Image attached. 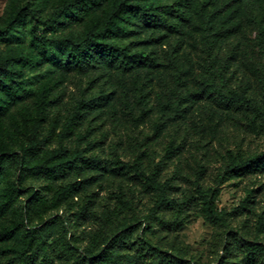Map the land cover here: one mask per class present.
Returning a JSON list of instances; mask_svg holds the SVG:
<instances>
[{
  "label": "rangeland",
  "instance_id": "1",
  "mask_svg": "<svg viewBox=\"0 0 264 264\" xmlns=\"http://www.w3.org/2000/svg\"><path fill=\"white\" fill-rule=\"evenodd\" d=\"M74 1L0 0V62L12 58L17 70L0 78V264H88L108 245L121 264H264V168H245L264 156V0H191L181 33L124 14L128 33L107 40L158 62L131 71L116 62L66 66L42 52L43 43L101 20L113 0H82L77 21L43 25ZM229 91L260 110L241 108ZM36 121L38 145L17 157ZM60 148L104 167L33 169ZM121 162L157 169L168 202L155 207L158 194ZM207 191L222 221L204 214Z\"/></svg>",
  "mask_w": 264,
  "mask_h": 264
},
{
  "label": "trees",
  "instance_id": "2",
  "mask_svg": "<svg viewBox=\"0 0 264 264\" xmlns=\"http://www.w3.org/2000/svg\"><path fill=\"white\" fill-rule=\"evenodd\" d=\"M190 1L191 0H175L173 3L169 4H155L152 0H113L104 12L103 18L93 21L81 34H67L61 38L43 43L40 49L43 53L49 54L50 58L53 60L58 62L62 61L64 65L72 67H84L85 65H91L98 61L106 62L110 65L116 62V65L125 71H131L137 66H156L158 63L157 60L149 53L142 50H132L128 45L111 43L107 40V36L112 34L115 30L124 34L128 33V29L120 25L119 22L126 13L137 16L145 26L161 28L168 32L181 33V23L188 20L186 9ZM81 2L82 0H76L64 6L62 9L54 11L49 18L43 21V25L55 30L59 26L66 25L71 20L77 21L79 12L83 10V8H81L82 4H79ZM84 5L87 6L88 2H84ZM59 52H62V59L58 57ZM11 60L12 58L4 59L0 62V78H7V80H9L17 74V70ZM226 96L230 101L238 104L245 110H260L257 101L247 98L242 92L229 91ZM41 103L44 104L43 99ZM79 116L80 114L78 112L71 114L65 125V135L69 133V127L74 124ZM39 125L40 123L38 121L33 124L28 143L26 147L17 154V157H21V155L25 153H31L36 148L38 145ZM65 135L61 133L62 137ZM167 150L168 152L172 151L173 145H169ZM4 153L5 152L2 151L0 154V165L1 157ZM18 163L20 164V162ZM81 164L88 167H104L103 161L98 157H85L80 151H75L71 156H67L65 149L60 148L44 155L41 160L33 166V169L44 171L49 175H56L68 168H78ZM119 165L120 169L132 170L134 175L142 177L146 187L158 194L155 207L162 206L168 202L165 197L168 184L166 181L159 182L157 180V169H153L150 174H147L141 171L140 165L136 162L132 164L121 162ZM245 168H251V170L264 168V156L257 157L250 163L245 164ZM70 188L69 185L64 187L58 195H65L69 192ZM202 196L203 211L206 217L213 221H222V216L213 210V192H204ZM8 204V202L4 203L1 205V208L5 209ZM138 224L140 225V222H138ZM119 231H123V227H119ZM119 237L118 235L116 239ZM114 241L115 239L110 241V243ZM141 242L156 254L166 253L171 256L170 253L162 251L160 247L146 238H142ZM108 255L109 245L100 252L90 256L88 264H105L104 260H106ZM93 259L95 260L94 263L92 262ZM108 259H111V263L113 264H121L116 255H109Z\"/></svg>",
  "mask_w": 264,
  "mask_h": 264
}]
</instances>
